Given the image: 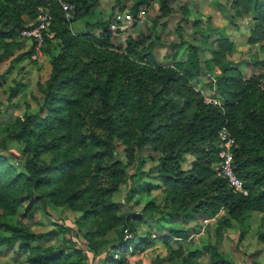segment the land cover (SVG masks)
Wrapping results in <instances>:
<instances>
[{
  "label": "trees",
  "instance_id": "1",
  "mask_svg": "<svg viewBox=\"0 0 264 264\" xmlns=\"http://www.w3.org/2000/svg\"><path fill=\"white\" fill-rule=\"evenodd\" d=\"M150 1L134 0L130 11L136 15L141 5ZM61 2L72 6V19L66 18ZM97 2L0 0V47L5 53L17 45L12 39L36 18L38 7L49 6L52 15L44 32L50 73L38 84L43 102L38 112L24 113L6 126L8 135L24 144V172H17L0 155V246L10 249L17 245V250L28 254V264H91L84 249H74L78 237L95 257L99 255L96 237L117 229L118 242L106 262L128 264V252L135 255L158 239L167 256L151 264L181 255L183 264H232L216 244L207 243L186 256L179 246H171L170 242L179 238L192 239L194 227L172 226L168 234H147L139 242L126 238L136 231L141 218L120 214V204L112 199L126 179L123 165L114 156V141L126 146L128 159L135 151L150 150L153 155L138 157L140 162L158 160L163 195L159 203L150 201L142 209L151 218L215 217L219 225L235 221L243 234L246 219L256 212L261 227L257 237L264 243V86L260 76L245 77L236 67H225L211 79L222 103H206L192 83L204 72L197 46L187 44L182 61L153 66L145 62L143 47L138 49L144 38L131 39L125 52L112 48L111 20L94 26L84 21L86 27L101 28L99 35L73 34L69 24L84 20ZM171 2L160 0L161 17L170 14ZM232 5L238 15L256 10L257 18L264 17V5L253 0H233ZM180 9L183 14L188 12L185 6ZM49 33L59 40L55 51H51ZM170 46L177 48L181 43ZM232 46L228 40L221 43L214 53L216 63ZM222 126L234 139V167L247 195L236 192L214 169ZM5 139L0 140V153L6 150ZM186 154L192 161L184 169L181 163ZM24 203L31 215L48 204L78 210L81 220L75 225L86 227V231L79 235L77 229H70L71 236L58 245L43 246L39 241L51 232H34L30 223L15 216ZM204 253L208 255L206 263L198 261Z\"/></svg>",
  "mask_w": 264,
  "mask_h": 264
},
{
  "label": "rangeland",
  "instance_id": "2",
  "mask_svg": "<svg viewBox=\"0 0 264 264\" xmlns=\"http://www.w3.org/2000/svg\"><path fill=\"white\" fill-rule=\"evenodd\" d=\"M233 0H172L170 14L160 16V0H151L148 5H141L146 10L145 18L137 25L130 27L126 34L111 33L112 48L118 52H125L128 42L137 37L144 38L141 53L146 55L145 62L153 66H171L175 61H182L187 56V44L198 47L199 58L203 73L192 81L194 88L202 93L203 97L216 99L221 102L220 95L211 79L220 75L225 67H236L243 76L259 75L264 86V17H258V11L252 10L247 14L238 15L232 5ZM256 5L263 4L264 0H253ZM134 0H98L89 15L84 20L71 22L69 28L73 34L94 33L99 35L101 28L86 27L95 22L101 23L112 20L116 10H131ZM187 7L188 12L183 14L181 7ZM32 21H29L28 26ZM51 38V51L57 50L59 40L49 33ZM225 40L233 46L226 52V57L218 63L214 53L220 50ZM17 43L9 53L0 47V140L6 137V150L0 153L17 172H24L22 149L23 142L6 132V126L13 123L17 117L24 113L38 112L43 102V96L38 88L39 83L45 82L50 73V54L46 50L48 44L43 41L41 54L32 59L31 53L34 41L17 34L13 39ZM181 43L180 47L172 48L170 45ZM176 53V57H173ZM137 61L139 58L134 57ZM144 60V59H143ZM213 86V89L211 88ZM41 115L44 112L40 113ZM150 150L135 151L132 159L126 155V146L119 140L114 141V156L121 162L126 179L121 183L112 199L120 204V214L137 216L141 224L132 238L139 242L147 234H168L169 229L175 226L178 229L193 228V238L186 241H171L173 248L178 246L182 253L187 255L191 250L203 249L207 243L216 244L223 257L232 264H264V243L258 240L260 227V214L252 212L246 219L247 226L241 234L242 228L232 221L231 225H219L215 220L204 223L202 216L195 219L181 220L179 217L156 216L151 218L143 212L146 203L154 201L159 203L163 195V184L158 176L157 158H147L141 163L138 157H145ZM153 155V153H152ZM158 154L154 153V157ZM192 157L184 155L181 166L186 169ZM217 169V166H214ZM218 170V169H217ZM28 204H22L15 216L25 223H30L31 230L38 233L51 232L39 244L43 246H56L63 238L71 236L70 229L79 232L86 231V227L79 229L75 225L81 220V212L64 206L48 204L45 210L38 209L30 214ZM172 219V220H171ZM69 229V230H68ZM117 229L109 230L105 235L97 236L99 255L93 257L92 252L86 250L83 239L78 237L77 245L84 249L90 257L91 264H118L106 262L112 254V247L118 242ZM0 233L2 231L0 230ZM28 254L17 250V245L8 249L0 246V264H28ZM75 256V255H74ZM167 256L164 244L158 241L144 250L127 253L128 264H151L153 260ZM183 256L173 260H165L158 264H183ZM198 261L206 263L208 255L204 253Z\"/></svg>",
  "mask_w": 264,
  "mask_h": 264
},
{
  "label": "built area",
  "instance_id": "3",
  "mask_svg": "<svg viewBox=\"0 0 264 264\" xmlns=\"http://www.w3.org/2000/svg\"><path fill=\"white\" fill-rule=\"evenodd\" d=\"M62 10L65 12L67 19H72L73 9L67 2H61ZM146 10L139 8L136 15L129 10H116L112 20L109 23L108 30L113 34H126L130 27L142 22L145 18ZM52 15L49 6H40L37 9L36 18L28 26L20 30V36L29 38L34 41V48L31 53L32 59H36L41 54V47L44 41V32L48 30L51 23ZM206 103L220 105L216 99L203 97ZM219 148L217 155L219 161L217 169L219 173L227 179L229 185L243 195H247V190L244 187L242 179L237 175L234 167V139L226 126H222L218 131ZM215 220V217L205 218L204 223ZM194 236V234L192 235Z\"/></svg>",
  "mask_w": 264,
  "mask_h": 264
}]
</instances>
